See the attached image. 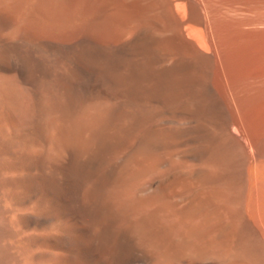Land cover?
<instances>
[{
	"label": "bare ground",
	"instance_id": "obj_1",
	"mask_svg": "<svg viewBox=\"0 0 264 264\" xmlns=\"http://www.w3.org/2000/svg\"><path fill=\"white\" fill-rule=\"evenodd\" d=\"M0 264H264V0H0Z\"/></svg>",
	"mask_w": 264,
	"mask_h": 264
}]
</instances>
